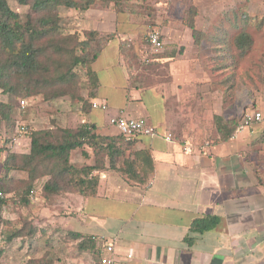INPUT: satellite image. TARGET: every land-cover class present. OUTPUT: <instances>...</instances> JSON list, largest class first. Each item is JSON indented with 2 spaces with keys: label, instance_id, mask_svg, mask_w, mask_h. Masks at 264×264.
I'll return each mask as SVG.
<instances>
[{
  "label": "crops",
  "instance_id": "0c3cea01",
  "mask_svg": "<svg viewBox=\"0 0 264 264\" xmlns=\"http://www.w3.org/2000/svg\"><path fill=\"white\" fill-rule=\"evenodd\" d=\"M152 6L145 19L111 7L81 12L80 30L115 34L90 67L98 82L91 102L108 108L81 112V123L117 140L120 151L114 165L106 156L93 173L96 195H63L52 201L54 211L41 206L53 222L30 223L28 244L53 264H99L110 242L119 264H264V118L231 140L245 114L264 116V0ZM146 20L164 47L152 63L139 58L129 70L120 43L129 40L142 55ZM242 35L252 44L239 46ZM117 117L144 119L156 133L126 142L110 124ZM73 154L75 165L95 164L91 148ZM208 217L218 218L214 228L191 232Z\"/></svg>",
  "mask_w": 264,
  "mask_h": 264
},
{
  "label": "trees",
  "instance_id": "16d2710c",
  "mask_svg": "<svg viewBox=\"0 0 264 264\" xmlns=\"http://www.w3.org/2000/svg\"><path fill=\"white\" fill-rule=\"evenodd\" d=\"M10 1L29 9L25 19L14 11ZM131 0H0V90L6 94L24 92L26 96L42 94L47 101H55L62 97L75 99L77 93L71 88L76 83V69L86 71L89 79V93L87 99L78 98L82 103L80 111L88 112L95 98L98 82L91 71V65L99 57L102 50L115 37V34H103L95 30L81 32H66L61 26L60 8L86 12L90 8H114L118 13L136 15V7ZM195 8L188 9L187 25L196 30L193 17ZM251 43L248 36L238 38L239 46L244 47V40ZM143 45H146L143 39ZM120 52L128 69L137 66L142 55H138L129 40L120 43ZM72 90V91H71ZM10 107L0 104L1 119H8ZM117 140L100 137L94 132V127L82 124L76 129H49L32 133L29 154H17L9 151L12 142L7 140L0 146V154L7 152L2 162L4 177L0 179V191L5 198L0 201V210L7 202L6 195L10 193L14 179L12 172L24 171L29 177L21 180L20 186H15L20 201L28 205L32 199L30 192L34 182L41 176H50L43 186V195L50 202L66 194L83 197L94 196L98 189V178L95 171L105 168L104 158L114 165L115 156L120 151L116 146ZM85 146L93 149L95 164L75 165L71 163V153ZM44 171V172H43ZM40 172L43 173L39 174ZM125 172V171H124ZM131 176V172H126ZM218 223V218L208 217L196 220L191 226V232L202 233L211 230ZM1 235V232H0ZM28 237V226L15 230L9 240ZM187 242H191L188 238ZM2 251L0 249V259ZM1 264V263H0ZM28 264H53L45 257L40 260H29Z\"/></svg>",
  "mask_w": 264,
  "mask_h": 264
},
{
  "label": "rangeland",
  "instance_id": "374dc122",
  "mask_svg": "<svg viewBox=\"0 0 264 264\" xmlns=\"http://www.w3.org/2000/svg\"><path fill=\"white\" fill-rule=\"evenodd\" d=\"M130 3L136 7L135 16L140 19H145L147 15L152 16V12H154L152 0H131ZM9 4L14 11L18 12L21 17L25 19V15L29 12L28 8L20 6L15 1H10ZM60 17L62 18L61 26L64 31L71 33H84L88 31L80 30V24L82 20H84L81 12H75V10H68L62 7L60 8ZM142 24L144 25H141V27H143V34L140 35L141 39H143L146 31L158 30L151 21L146 20ZM262 28H264V21H262ZM72 73L75 75L74 77L76 78V83L71 89L77 93L78 98L87 99L86 96H88L89 93V79L86 71L83 69H76ZM77 97L75 99H71L67 96L49 102L42 94L26 96L24 92H20L18 94H6L0 90V104H4L11 108L8 119H1L0 146H2L7 140L12 142L13 138L17 137L15 140L19 141L16 144H11V149H9V151L25 155L30 153L32 133L58 128L76 129L81 126L83 124L80 119L82 117V115H80V106L82 103L78 101ZM21 100L26 101L25 108L21 107ZM1 117L2 116L0 115V118ZM21 126H26L29 134L18 139V130ZM85 148L89 147L85 146L82 149ZM73 152L71 153V157ZM6 154L7 152L0 154V179L4 177V171L1 165ZM73 155L74 161L80 159L79 154H76V156L75 154ZM39 174L43 175L42 172ZM28 177V173L24 171L12 172L10 174V178L14 179L17 183L11 184L13 186L9 187L11 192L6 195L7 202L3 204L0 210V249L2 251L0 259L1 264H28L29 257L32 260H40L41 253H39V248L34 245V242L28 244V237H20L12 240H9V238L15 230L21 229L24 225L28 226L30 223L53 222L51 219V215H54L53 213L49 215L50 217H47L48 219L41 215V206H45L50 210L54 209L52 201L50 202L48 200L50 198L44 197L42 191L44 184L50 179V176H41L34 182L33 189H37L35 207H31L33 204L32 201L28 205H24L20 201V196L18 195V192L16 193V188L14 187V185L20 186L21 180H27ZM55 199L56 198L52 197L54 202Z\"/></svg>",
  "mask_w": 264,
  "mask_h": 264
},
{
  "label": "built area",
  "instance_id": "2783aa9c",
  "mask_svg": "<svg viewBox=\"0 0 264 264\" xmlns=\"http://www.w3.org/2000/svg\"><path fill=\"white\" fill-rule=\"evenodd\" d=\"M144 39L146 42V49L144 51V55L142 58V63L150 64L153 62V59L156 55L160 54L163 47L164 41L162 39L161 32L158 30H148L144 34ZM20 105L22 108H25L26 101L21 100ZM92 107L94 109L107 110V105L105 103H96L94 102ZM263 113L260 111H254L249 114H245L242 119L239 121L238 126L236 127L235 132L231 136V140H234L237 137V134L241 132L245 127L250 126L255 123H261L263 121ZM110 124L115 126L118 129L120 136L126 142H132L136 137L140 135H151L153 136L156 131L154 128L144 119H129L125 117H117L110 119ZM29 134V131L26 126H21L18 130V139L25 137ZM17 138V137H16ZM16 138H13V143L16 142ZM209 144L207 143L205 148H207ZM186 150L191 151V147H187ZM37 194V190L33 189L30 192V198H34ZM5 198V195L0 191V201ZM131 254L127 256L128 259L131 258ZM100 263L99 264H119L115 256L114 244L112 242L106 244L103 248V251L100 255Z\"/></svg>",
  "mask_w": 264,
  "mask_h": 264
}]
</instances>
